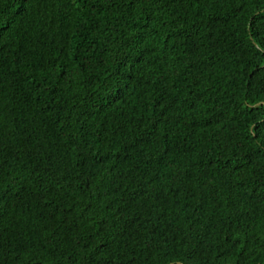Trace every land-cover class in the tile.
<instances>
[{"label": "trees", "instance_id": "16d2710c", "mask_svg": "<svg viewBox=\"0 0 264 264\" xmlns=\"http://www.w3.org/2000/svg\"><path fill=\"white\" fill-rule=\"evenodd\" d=\"M0 264H264V0H0Z\"/></svg>", "mask_w": 264, "mask_h": 264}]
</instances>
